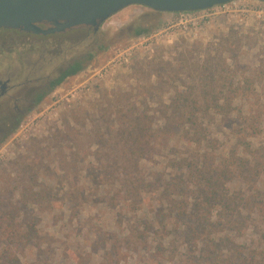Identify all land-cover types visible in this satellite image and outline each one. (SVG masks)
Segmentation results:
<instances>
[{
    "label": "rangeland",
    "instance_id": "1",
    "mask_svg": "<svg viewBox=\"0 0 264 264\" xmlns=\"http://www.w3.org/2000/svg\"><path fill=\"white\" fill-rule=\"evenodd\" d=\"M211 12L129 5L85 40L65 35L44 65L82 70L0 137V264H264V21ZM29 41L0 30V54ZM227 97L226 113L203 104ZM189 113L217 140L199 153L231 171L204 223L180 214L199 198L184 167L198 148L178 124ZM138 114L152 137L133 158L118 132Z\"/></svg>",
    "mask_w": 264,
    "mask_h": 264
},
{
    "label": "trees",
    "instance_id": "2",
    "mask_svg": "<svg viewBox=\"0 0 264 264\" xmlns=\"http://www.w3.org/2000/svg\"><path fill=\"white\" fill-rule=\"evenodd\" d=\"M2 30H12V31H19L14 29H2ZM146 32L145 29H136L134 35H140ZM83 65L80 60H76L73 62L68 70L64 72L60 77L56 78L51 83V89L55 86L59 85L66 77L76 75L79 71H81ZM48 90V92H49ZM236 89H232V92H236ZM42 97H40V100ZM206 109L213 110L216 114L224 112L232 107V97H227L224 99V102H219L217 99H213L212 102L203 103ZM184 107H191L193 109H198L200 106H196V103H187ZM179 126H181V134L180 136L187 142L189 145H192L198 148V154H190V157L186 160L185 168L187 169L188 175H190L192 180H195L193 183L194 188L197 193H199V198L196 202L193 203H181L180 207V214L187 215V210L190 207L189 217L192 214L195 215L196 223H204L205 221H209L211 217V211L209 208L211 206H215L221 202L220 193H219V186L222 185L224 181V177L229 169V163H221L212 164L209 161L210 153L208 150H204L202 154L199 153L201 147L211 144H217V140L208 136L206 131L207 127V120L205 118H201L196 116L192 113H189L187 116H180L179 118ZM127 123L128 130L120 126V130L118 135L120 138H124L127 142H129V152L131 157L137 158L142 157L148 147V141L152 137L150 123L146 125V117L143 115H133L130 118L124 119ZM247 125V124H246ZM247 131L254 129L253 125L248 124L246 126ZM238 130L235 134L236 139L241 143L245 142L246 134H243L242 131ZM214 165V166H213ZM238 167L237 164H233ZM231 172V171H228ZM192 184V181H191ZM224 204V203H223ZM231 204L226 203V205ZM199 206V207H198ZM225 206V205H224ZM209 215V216H208Z\"/></svg>",
    "mask_w": 264,
    "mask_h": 264
},
{
    "label": "flooded vegetation",
    "instance_id": "3",
    "mask_svg": "<svg viewBox=\"0 0 264 264\" xmlns=\"http://www.w3.org/2000/svg\"><path fill=\"white\" fill-rule=\"evenodd\" d=\"M41 26L50 27L53 23ZM2 29L8 28H0ZM87 29L91 28L79 26L45 35L15 31L20 35L32 36L35 41L20 43L0 54L9 56L7 63L0 64V137L12 133L19 121L29 116L41 103L51 88V83L66 72L73 62L80 60L62 62L51 68L44 65L46 61L52 60L56 50L62 51L66 34L78 32L79 39L85 40Z\"/></svg>",
    "mask_w": 264,
    "mask_h": 264
},
{
    "label": "water",
    "instance_id": "4",
    "mask_svg": "<svg viewBox=\"0 0 264 264\" xmlns=\"http://www.w3.org/2000/svg\"><path fill=\"white\" fill-rule=\"evenodd\" d=\"M229 1L232 0H0V28L45 35L82 26L96 32L104 21L129 5L177 13ZM47 23L53 26H41Z\"/></svg>",
    "mask_w": 264,
    "mask_h": 264
},
{
    "label": "built area",
    "instance_id": "5",
    "mask_svg": "<svg viewBox=\"0 0 264 264\" xmlns=\"http://www.w3.org/2000/svg\"><path fill=\"white\" fill-rule=\"evenodd\" d=\"M243 1H251L255 2L256 4H248ZM208 11H213L211 14L239 12L251 13L255 18L259 19L260 21H264V2L258 0H232L203 10L177 12L175 14H177L181 20H191L198 12H203V15H209Z\"/></svg>",
    "mask_w": 264,
    "mask_h": 264
}]
</instances>
